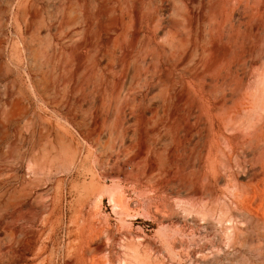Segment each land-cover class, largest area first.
I'll return each mask as SVG.
<instances>
[{
	"label": "rangeland",
	"instance_id": "374dc122",
	"mask_svg": "<svg viewBox=\"0 0 264 264\" xmlns=\"http://www.w3.org/2000/svg\"><path fill=\"white\" fill-rule=\"evenodd\" d=\"M0 264H264V0H0Z\"/></svg>",
	"mask_w": 264,
	"mask_h": 264
},
{
	"label": "bare ground",
	"instance_id": "6f19581e",
	"mask_svg": "<svg viewBox=\"0 0 264 264\" xmlns=\"http://www.w3.org/2000/svg\"><path fill=\"white\" fill-rule=\"evenodd\" d=\"M143 29L144 27H139V24L136 22L135 28L133 32L131 33L132 44L134 45V47L132 46L133 48L131 51H128L125 45H122L120 47H113L114 46L113 39H111V37L109 36L105 37L104 44H98L95 48V52L97 54L101 53L103 56V60H105V70L107 71V74L111 75L113 78H117L119 82H122V80L125 79L129 74L135 72V68L134 66L133 67L131 66L130 62L133 59L132 52L135 49V44L140 39L139 37ZM86 46H87L86 44H83V47H86ZM165 56L168 58L167 54H165ZM186 60H187V56L183 55L181 59L174 64V70L175 71L178 70L179 67H182L183 70H186L188 66ZM221 60H222L221 55L218 52L213 62L208 67L207 72L222 67L221 66L222 63L220 62ZM133 63L137 64L138 63L137 59H135ZM153 71L156 72L155 70ZM146 72L147 71L141 72V75L146 74ZM155 75L156 74L152 75V77H155ZM208 94H210V96L214 100L216 91L213 88H210V90L208 91ZM208 108L210 112L214 110L216 112L215 115L219 114L218 116L215 117V119L218 118L220 120L219 121L220 123L218 122L216 125V127L218 128V132H216V135H215V137L218 139V142H219L218 134L221 129L220 124L223 123L222 113L220 112L224 110L225 103L223 100L215 101L214 105H209ZM212 127L215 130V126L213 124H212ZM155 132H156V139L153 142L154 144H156L158 137L160 136L159 131H155Z\"/></svg>",
	"mask_w": 264,
	"mask_h": 264
}]
</instances>
